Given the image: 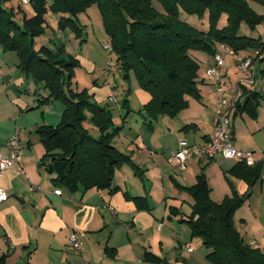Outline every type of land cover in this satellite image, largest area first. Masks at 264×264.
<instances>
[{
  "label": "crops",
  "instance_id": "0c3cea01",
  "mask_svg": "<svg viewBox=\"0 0 264 264\" xmlns=\"http://www.w3.org/2000/svg\"><path fill=\"white\" fill-rule=\"evenodd\" d=\"M260 8L263 9L260 15L264 16V7ZM260 8L253 7L257 13ZM51 19L50 28L60 33L66 31L59 29V19L53 16ZM214 63V57L200 63L201 67L204 65L203 74L198 78L200 98H189V106L175 118L161 117L151 128L142 115L135 118L133 113L140 107H130L127 103L129 114L113 145L130 155L133 164L116 170L115 191L93 188L71 192L56 184V175L47 167L50 160L45 159L47 151L38 129L54 126L52 118L59 124L64 107L57 102L41 103L48 91L20 69L13 72L16 77L13 85L0 84V94L5 97L0 101V153L8 154L9 141L17 130L23 147L21 171L13 168L0 174V188L9 195L0 204V264H213L207 259L210 250L200 238L193 237L185 221L189 219L185 206L193 204L186 188L195 185L202 173L211 189V199L216 203L233 196L234 192L241 196L251 192L236 212L235 224L247 243L264 247V167L260 180L250 189L245 181L231 174L238 164L235 160L191 159L185 171L169 163L181 141L203 145L214 133L220 99L213 81L204 73ZM261 74L264 75V70ZM222 75L231 86L239 84L242 76L236 57H225ZM24 86H28L27 96L20 90ZM263 87L260 91L253 86L244 88L240 104L244 105L257 93L256 117L238 109L231 113L235 146L253 152L257 162H264V125L258 121L264 100ZM141 93L146 105L151 96L143 90ZM97 95L93 94L97 103H111L112 94L107 100ZM231 96L227 92V97ZM238 118L245 122L249 139L240 137L237 141L236 134L242 127ZM57 189L62 191L61 195L55 194ZM72 233L80 237L79 251L69 243ZM188 246L193 248L192 252L187 251Z\"/></svg>",
  "mask_w": 264,
  "mask_h": 264
},
{
  "label": "trees",
  "instance_id": "16d2710c",
  "mask_svg": "<svg viewBox=\"0 0 264 264\" xmlns=\"http://www.w3.org/2000/svg\"><path fill=\"white\" fill-rule=\"evenodd\" d=\"M9 1L0 0V43L5 51L17 54L18 68L26 77L44 85L48 96L41 103L64 106L61 122L39 128L38 134L47 151L45 159L50 160L48 170L56 175V184L71 192L93 188L115 191L116 170L133 161L113 145L122 127L115 126L111 110L94 101L88 89L75 92L73 79L79 61L63 49H35L34 39L45 33L49 13L60 15L61 31L71 29L81 38L79 14L93 5L99 7L116 60L122 63L121 76L128 80L134 74L141 89L151 96L140 112L151 128L161 117L175 118L189 106V98H200V65L192 51L206 52L211 58L218 54V45L222 51V46H227L246 55L257 49L264 52L260 39L240 35L242 23L254 29L264 22L250 5H264V0H30L35 15L28 18L26 13L22 25L15 20L14 9L5 7ZM182 13L200 18L208 14L209 29L193 27L181 18ZM223 15L227 25L219 28ZM127 103L125 99V107ZM258 106L254 93L237 109L256 117ZM87 123L98 129L97 137ZM263 167L264 162L254 166L238 162L231 174L251 189L260 180ZM186 190L193 200V214L185 221L193 237L210 250L207 259L211 263L264 264V249L247 243L234 219L251 192L244 196L234 192L216 203L204 173Z\"/></svg>",
  "mask_w": 264,
  "mask_h": 264
},
{
  "label": "rangeland",
  "instance_id": "374dc122",
  "mask_svg": "<svg viewBox=\"0 0 264 264\" xmlns=\"http://www.w3.org/2000/svg\"><path fill=\"white\" fill-rule=\"evenodd\" d=\"M154 5L157 9L162 11V7L158 2H155ZM20 6L21 10L19 9ZM5 7L8 9H14L16 13L15 20L21 25L24 22L26 13L28 14V18H31L35 15L32 5H30V3L29 5H23L21 0H10L5 4ZM251 7L260 8L264 7V5L252 2ZM261 12H263V9H261V11L257 14L260 15ZM51 16H53L54 19L60 18V15H55L53 13H50L46 16L48 22L47 30L43 35L34 39L35 49L39 50L44 46L54 50L55 52L63 49L65 50L67 56H73L77 58L80 61V66L75 69V78L73 79V88L75 92L81 93L84 91V89L87 88L90 95L98 94L99 96H97L99 98L103 97L106 100L108 99V95L112 94V97H114L117 102L112 104L108 102L106 104L103 103V106L111 110L115 126L123 127L126 122L128 109L124 106L125 99L128 100V104H130V107L131 105L140 107L139 111H135L133 114L134 116H136V119H138V117H141L140 112L144 111L145 105L144 97L141 93L142 89L136 76L131 73L130 79L125 80L121 75H116L117 78L115 79L114 76L111 75L107 77L103 73V70L110 59L112 58L113 60H116V55L115 53H109L103 48V44L111 45V42L106 34L102 14L99 7L97 5H93L89 7L85 12L79 14L78 18L83 29L81 38H78L75 32H73L71 29H67L64 33L55 32L52 28H50V22L52 21ZM181 18L197 29L204 31L209 29L210 24L208 20V14H206L203 18H200L197 15L182 13ZM225 25H227V16L223 15L220 18L217 27L223 28ZM240 35L258 38L263 40L264 42V22L254 29H252L247 23H242L240 28ZM217 50V52L220 53L221 46L218 45ZM192 56L197 58L199 65L204 64L206 59L210 58L209 54L200 50L192 51ZM17 63V54L15 52L5 51L0 43V84L4 83L6 86L14 84L13 80H15L16 77L15 75H13V72L17 70L20 71ZM256 65L258 78L253 88H255L257 91H260L261 87L264 86V75L261 74V71L264 70V60L259 61L258 63H256ZM203 66L204 65H202V67L200 66L199 75L203 74ZM204 73L205 77L209 79L206 74L207 69L204 71ZM4 74L6 75L5 77ZM97 78H99L97 81L98 84L95 85ZM30 87L32 90H34L32 86ZM27 88L28 86H24L22 87V89H20L21 93L25 96H27ZM262 95L264 96V94ZM4 99L5 97L0 94V101ZM93 100L95 101L96 99H94L93 97ZM57 103L58 105L63 106L62 103ZM245 118L247 119V117ZM238 119L240 120V125L242 123V127L240 126V129L236 134L237 141L240 139V137L249 139L250 133L247 131L245 122L242 118ZM51 120L54 121V126L58 125L57 122L59 121L53 118ZM258 121L262 122V124L264 125V100L262 101V104L259 108ZM86 127L90 130L93 136L97 137L99 135L98 129H96L91 123H87ZM185 207V213L187 214V216H192V203H187ZM240 216H237L238 220H240ZM250 224L251 226H253L252 221H250ZM262 249H264V247H262Z\"/></svg>",
  "mask_w": 264,
  "mask_h": 264
},
{
  "label": "built area",
  "instance_id": "2783aa9c",
  "mask_svg": "<svg viewBox=\"0 0 264 264\" xmlns=\"http://www.w3.org/2000/svg\"><path fill=\"white\" fill-rule=\"evenodd\" d=\"M23 5L30 3V0H21ZM103 48L109 53H114L112 44H103ZM223 53H218L214 57L215 63L207 70V76L213 81L214 87L220 99V108L214 119V133L211 138L203 145L190 144L183 140L180 142L179 148L174 151L169 163L180 171L187 170L188 162L191 159H207L213 160L216 157H223L229 160H235L245 163L248 166H254L257 161L254 153L250 151H242L235 146V135L232 127L231 113L238 108L244 96V88L252 87L257 81L256 63L264 57L261 49L255 50L251 55L245 53H237L232 48L222 46ZM234 56L237 58V69L242 79L236 87L226 83L223 79L222 68L224 67L225 57ZM123 72L122 63L112 58L103 70L105 76L121 75ZM227 92H231L232 96L227 97ZM264 94V87L262 88ZM111 103H116L114 97H110ZM23 155V147L21 145L20 131L17 130L9 141L8 154L0 153V174L13 168L19 167V161ZM56 195H61L62 191L57 189ZM9 195L0 188V204L7 201ZM111 212L116 213L113 208ZM69 243L75 251L81 250L82 243L77 233H72ZM252 247H256L257 243H250ZM188 252H192L191 246L187 247Z\"/></svg>",
  "mask_w": 264,
  "mask_h": 264
}]
</instances>
